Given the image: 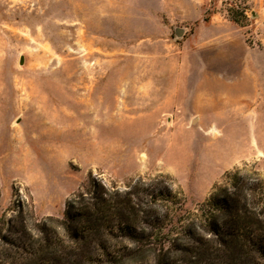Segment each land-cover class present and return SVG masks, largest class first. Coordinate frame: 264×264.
Instances as JSON below:
<instances>
[{
    "label": "rangeland",
    "instance_id": "374dc122",
    "mask_svg": "<svg viewBox=\"0 0 264 264\" xmlns=\"http://www.w3.org/2000/svg\"><path fill=\"white\" fill-rule=\"evenodd\" d=\"M244 167L264 172V0H0V264H111L63 224L95 183L195 208Z\"/></svg>",
    "mask_w": 264,
    "mask_h": 264
},
{
    "label": "trees",
    "instance_id": "16d2710c",
    "mask_svg": "<svg viewBox=\"0 0 264 264\" xmlns=\"http://www.w3.org/2000/svg\"><path fill=\"white\" fill-rule=\"evenodd\" d=\"M95 187L77 214L65 212L70 248L95 241L111 264L136 259L146 249L154 250V264H264V172L258 169L228 172L195 208L172 183L141 179L125 191ZM108 236L132 245L113 252Z\"/></svg>",
    "mask_w": 264,
    "mask_h": 264
},
{
    "label": "water",
    "instance_id": "95a60500",
    "mask_svg": "<svg viewBox=\"0 0 264 264\" xmlns=\"http://www.w3.org/2000/svg\"><path fill=\"white\" fill-rule=\"evenodd\" d=\"M185 33V30L183 28H177L176 29V35L177 36H183V34ZM25 61V58L23 57L22 58V63H24Z\"/></svg>",
    "mask_w": 264,
    "mask_h": 264
},
{
    "label": "bare ground",
    "instance_id": "6f19581e",
    "mask_svg": "<svg viewBox=\"0 0 264 264\" xmlns=\"http://www.w3.org/2000/svg\"><path fill=\"white\" fill-rule=\"evenodd\" d=\"M214 130H215V132H216V134H219L220 132H219V130L217 129V128H213ZM213 130V131H214Z\"/></svg>",
    "mask_w": 264,
    "mask_h": 264
}]
</instances>
